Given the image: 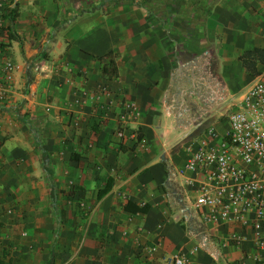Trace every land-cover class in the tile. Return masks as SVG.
Here are the masks:
<instances>
[{"label": "crops", "instance_id": "1", "mask_svg": "<svg viewBox=\"0 0 264 264\" xmlns=\"http://www.w3.org/2000/svg\"><path fill=\"white\" fill-rule=\"evenodd\" d=\"M14 2L0 41L25 69L0 106V264H239L197 220L182 171L203 129L226 122L227 80L253 78L239 57L264 49V0ZM125 100L137 113L123 124Z\"/></svg>", "mask_w": 264, "mask_h": 264}, {"label": "built area", "instance_id": "2", "mask_svg": "<svg viewBox=\"0 0 264 264\" xmlns=\"http://www.w3.org/2000/svg\"><path fill=\"white\" fill-rule=\"evenodd\" d=\"M10 1L15 8L14 0ZM3 16L1 8L0 29ZM5 34L9 36V31ZM24 69L25 65L9 58L0 41V106L13 102L16 76ZM97 92L95 103L107 116L112 101L100 100L110 97V90L102 87ZM231 107L226 122H220L219 128L207 125L189 154L182 171L188 173L187 196L206 233L220 239L222 248L232 246L241 251L239 264H264V72L234 96ZM122 108L119 121L125 124L137 110L126 100ZM117 136L123 139L124 130ZM166 264H187V260L179 254L168 258Z\"/></svg>", "mask_w": 264, "mask_h": 264}, {"label": "trees", "instance_id": "3", "mask_svg": "<svg viewBox=\"0 0 264 264\" xmlns=\"http://www.w3.org/2000/svg\"><path fill=\"white\" fill-rule=\"evenodd\" d=\"M17 16V6L12 10L10 15V19L13 21ZM9 37L12 39L14 36L12 35L11 30H9ZM109 62L103 66L102 73L104 74L105 78L113 79L118 77V67L115 61V55L113 53L108 54ZM239 61L242 64V67L246 70L247 74L255 77L260 72L258 71V65H264V49L255 48L253 50L245 51L239 57ZM112 186V180H109L104 189L100 190L98 193V198H101L104 194H106ZM150 206L145 205L143 207H139L133 202H128L125 207L124 211L130 213H147L149 211Z\"/></svg>", "mask_w": 264, "mask_h": 264}, {"label": "rangeland", "instance_id": "4", "mask_svg": "<svg viewBox=\"0 0 264 264\" xmlns=\"http://www.w3.org/2000/svg\"><path fill=\"white\" fill-rule=\"evenodd\" d=\"M11 2L12 1H10L9 3H5V5H3V8H2V12L4 13L3 19L10 18L12 10L14 9V7L12 6L13 3ZM1 29H2L1 31H3L5 28L3 27ZM249 81H250L249 78H246L242 82L241 76L240 78H234V79L227 80V87L229 90L227 91L226 99L224 101L221 100V102L219 103L221 105L218 107V110H217V111L219 110L221 111V114H220L221 119L227 118V115L232 110L231 104L233 103L234 96L237 95L238 92L249 83ZM211 82H214L216 84V80H211ZM221 82L222 84H224V80H221ZM216 127L219 128L220 126L217 125Z\"/></svg>", "mask_w": 264, "mask_h": 264}]
</instances>
